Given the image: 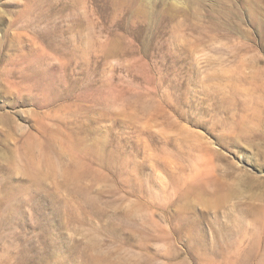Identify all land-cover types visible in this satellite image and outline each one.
<instances>
[{
    "label": "rangeland",
    "instance_id": "obj_1",
    "mask_svg": "<svg viewBox=\"0 0 264 264\" xmlns=\"http://www.w3.org/2000/svg\"><path fill=\"white\" fill-rule=\"evenodd\" d=\"M0 264H264V0H0Z\"/></svg>",
    "mask_w": 264,
    "mask_h": 264
}]
</instances>
